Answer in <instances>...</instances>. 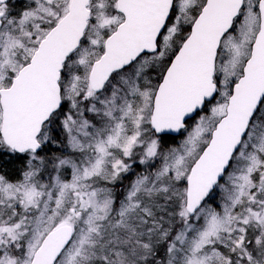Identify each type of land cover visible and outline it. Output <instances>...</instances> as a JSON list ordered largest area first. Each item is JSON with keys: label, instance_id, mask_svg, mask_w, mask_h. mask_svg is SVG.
Returning <instances> with one entry per match:
<instances>
[{"label": "snow or ice", "instance_id": "snow-or-ice-1", "mask_svg": "<svg viewBox=\"0 0 264 264\" xmlns=\"http://www.w3.org/2000/svg\"><path fill=\"white\" fill-rule=\"evenodd\" d=\"M0 264H264V0H0Z\"/></svg>", "mask_w": 264, "mask_h": 264}, {"label": "flooded vegetation", "instance_id": "flooded-vegetation-1", "mask_svg": "<svg viewBox=\"0 0 264 264\" xmlns=\"http://www.w3.org/2000/svg\"><path fill=\"white\" fill-rule=\"evenodd\" d=\"M15 4H17L18 8H19V7H22V5H23V0H18V1L15 0ZM130 179H131L130 177H129L128 179H126L125 183H127L128 180H130Z\"/></svg>", "mask_w": 264, "mask_h": 264}, {"label": "trees", "instance_id": "trees-1", "mask_svg": "<svg viewBox=\"0 0 264 264\" xmlns=\"http://www.w3.org/2000/svg\"><path fill=\"white\" fill-rule=\"evenodd\" d=\"M55 134L59 137V132H57ZM19 163H20L19 161L16 162V164H19ZM5 167H7L10 171L13 169V165H11V164H7V165H5Z\"/></svg>", "mask_w": 264, "mask_h": 264}, {"label": "rangeland", "instance_id": "rangeland-1", "mask_svg": "<svg viewBox=\"0 0 264 264\" xmlns=\"http://www.w3.org/2000/svg\"><path fill=\"white\" fill-rule=\"evenodd\" d=\"M16 1H18V0H16ZM23 3H24V0H23ZM15 6L18 8V6H17V4H15ZM60 135V134H59ZM12 165V164H11ZM131 178V177H130ZM126 181V180H125ZM117 187L119 188L120 187V185H117Z\"/></svg>", "mask_w": 264, "mask_h": 264}]
</instances>
